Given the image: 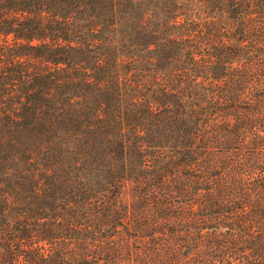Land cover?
<instances>
[{"label": "trees", "instance_id": "1", "mask_svg": "<svg viewBox=\"0 0 264 264\" xmlns=\"http://www.w3.org/2000/svg\"><path fill=\"white\" fill-rule=\"evenodd\" d=\"M0 264H264V0H0Z\"/></svg>", "mask_w": 264, "mask_h": 264}]
</instances>
